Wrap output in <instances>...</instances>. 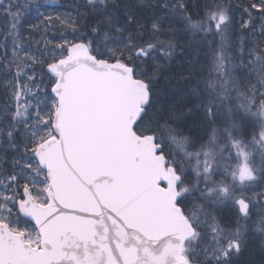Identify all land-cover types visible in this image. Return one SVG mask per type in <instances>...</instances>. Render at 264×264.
<instances>
[{
  "label": "snow or ice",
  "instance_id": "1",
  "mask_svg": "<svg viewBox=\"0 0 264 264\" xmlns=\"http://www.w3.org/2000/svg\"><path fill=\"white\" fill-rule=\"evenodd\" d=\"M256 249L264 0H0V264Z\"/></svg>",
  "mask_w": 264,
  "mask_h": 264
},
{
  "label": "rangeland",
  "instance_id": "2",
  "mask_svg": "<svg viewBox=\"0 0 264 264\" xmlns=\"http://www.w3.org/2000/svg\"><path fill=\"white\" fill-rule=\"evenodd\" d=\"M51 3H66L67 0H50ZM49 11H53V9H49ZM262 259V254L258 249L256 250H250L249 252L245 253V255L242 257V260L245 262H248L247 264H250V260L252 262H255V264H260V261Z\"/></svg>",
  "mask_w": 264,
  "mask_h": 264
},
{
  "label": "trees",
  "instance_id": "3",
  "mask_svg": "<svg viewBox=\"0 0 264 264\" xmlns=\"http://www.w3.org/2000/svg\"><path fill=\"white\" fill-rule=\"evenodd\" d=\"M250 262H252L251 260H250ZM248 262H246V264H247Z\"/></svg>",
  "mask_w": 264,
  "mask_h": 264
}]
</instances>
